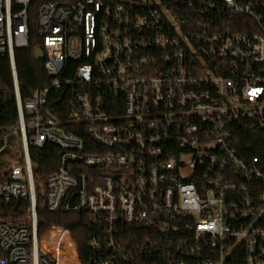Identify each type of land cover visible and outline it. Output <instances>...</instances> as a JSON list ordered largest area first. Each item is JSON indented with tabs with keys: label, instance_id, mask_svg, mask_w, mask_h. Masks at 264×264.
<instances>
[{
	"label": "built area",
	"instance_id": "2783aa9c",
	"mask_svg": "<svg viewBox=\"0 0 264 264\" xmlns=\"http://www.w3.org/2000/svg\"><path fill=\"white\" fill-rule=\"evenodd\" d=\"M32 14L50 82L22 99ZM0 57V199L29 203L0 221V264H264V161L238 145L264 134V0H0ZM48 144L46 207L84 212L85 260L68 229L38 234Z\"/></svg>",
	"mask_w": 264,
	"mask_h": 264
},
{
	"label": "trees",
	"instance_id": "16d2710c",
	"mask_svg": "<svg viewBox=\"0 0 264 264\" xmlns=\"http://www.w3.org/2000/svg\"><path fill=\"white\" fill-rule=\"evenodd\" d=\"M36 18L32 14L29 20L30 45L27 48L16 49L15 64L19 81V90L22 99H26L32 91L38 87L48 85L50 77L44 68L43 61L36 60L34 51L42 46V40L36 31ZM17 111L15 103V91L11 76L10 62L7 57H0V129H6L16 124ZM68 131H73L89 140L88 134L79 133L64 122ZM240 149H246L254 154H259L264 161V134L241 135L238 143ZM34 154V151L32 155ZM60 149L48 144L45 149L37 155L34 166L37 185V207H38V234H43L52 227H61L71 232L73 239L78 244L82 259L88 251L87 235L89 224L86 215L81 213L50 212L45 203V187L48 175L57 167ZM4 166L0 163V171ZM27 201L1 200L0 199V221H8L15 226L26 223L28 220ZM1 252V251H0Z\"/></svg>",
	"mask_w": 264,
	"mask_h": 264
},
{
	"label": "water",
	"instance_id": "95a60500",
	"mask_svg": "<svg viewBox=\"0 0 264 264\" xmlns=\"http://www.w3.org/2000/svg\"><path fill=\"white\" fill-rule=\"evenodd\" d=\"M122 2H125V3H131V0H121ZM34 56L36 58V60L40 61L42 60L43 58V52H42V49L41 47H37L34 51Z\"/></svg>",
	"mask_w": 264,
	"mask_h": 264
}]
</instances>
